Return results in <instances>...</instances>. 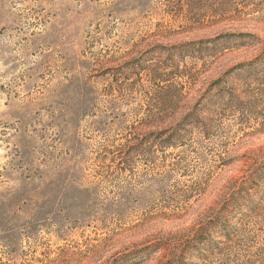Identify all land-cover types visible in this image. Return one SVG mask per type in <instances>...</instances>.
Instances as JSON below:
<instances>
[{
	"label": "rangeland",
	"instance_id": "obj_1",
	"mask_svg": "<svg viewBox=\"0 0 264 264\" xmlns=\"http://www.w3.org/2000/svg\"><path fill=\"white\" fill-rule=\"evenodd\" d=\"M262 170L264 0H0V264H264Z\"/></svg>",
	"mask_w": 264,
	"mask_h": 264
},
{
	"label": "trees",
	"instance_id": "obj_2",
	"mask_svg": "<svg viewBox=\"0 0 264 264\" xmlns=\"http://www.w3.org/2000/svg\"><path fill=\"white\" fill-rule=\"evenodd\" d=\"M219 99L222 95H217ZM166 102H163L165 105ZM204 108V107H203ZM203 109L201 108H194L190 110L187 115L183 118V121L187 122L186 126L194 124L198 120L197 112H202ZM189 122V123H188ZM182 128L179 127L173 132H169V130H162L159 132V145L163 150L174 148L175 144L180 143L184 137L185 133L187 132L185 129L181 130ZM129 155L132 153H142L141 147L138 145L132 146L128 148ZM263 174L258 173L256 176L257 181L262 180L264 178V170ZM250 180H245V183ZM243 186V184H242ZM235 187L232 189V192L225 195L223 198V204L218 209H221L217 214L212 216L211 220L206 224L208 227V233L211 234L210 231L214 232L217 236L216 237H224L227 242H231L233 238L231 233L236 231L237 225H244L246 222L254 219H258L260 221H264V193L260 198V202L254 204L250 198L248 192H246L245 188ZM244 192V194H242ZM202 193V192H201ZM249 201V202H248ZM245 207V208H243ZM213 211L212 210H209ZM232 225V226H231ZM233 231V232H232ZM238 231V230H237ZM210 237V236H209ZM208 237V238H209ZM204 238V240H196L191 246H189L190 253L191 251H200V255L204 257L205 254H202V251L209 252L211 254L212 246H214L213 239L211 237ZM192 254V253H191ZM171 264H183L179 259H175L171 262Z\"/></svg>",
	"mask_w": 264,
	"mask_h": 264
}]
</instances>
